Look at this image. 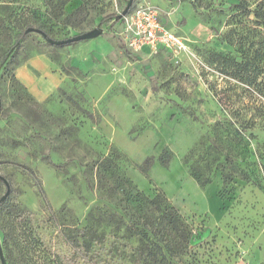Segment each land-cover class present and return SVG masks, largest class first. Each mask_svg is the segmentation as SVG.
Masks as SVG:
<instances>
[{
  "label": "rangeland",
  "instance_id": "374dc122",
  "mask_svg": "<svg viewBox=\"0 0 264 264\" xmlns=\"http://www.w3.org/2000/svg\"><path fill=\"white\" fill-rule=\"evenodd\" d=\"M128 1L0 0V175L10 187L0 222L27 211L43 232L55 221L95 231L102 255L117 249L97 263L136 264L144 246L104 219L130 205L122 177L178 211L190 240L175 264H264V18L253 15L264 16V0H134L130 10L153 7L186 47L152 55L120 38L114 16ZM26 26L54 40L102 34L64 46L37 33L17 42ZM36 58L52 66L29 68L40 99L17 78ZM191 165L211 184L199 187ZM222 169L236 176L227 186ZM4 254L16 258L10 245Z\"/></svg>",
  "mask_w": 264,
  "mask_h": 264
},
{
  "label": "trees",
  "instance_id": "16d2710c",
  "mask_svg": "<svg viewBox=\"0 0 264 264\" xmlns=\"http://www.w3.org/2000/svg\"><path fill=\"white\" fill-rule=\"evenodd\" d=\"M133 4L134 0H132L131 8L134 6ZM253 15L260 20L264 18L260 11H254ZM110 18L113 17L109 16L108 19ZM114 19L116 23H121L118 16H114ZM28 28L32 27L26 26L14 36L17 42L22 40L25 30ZM38 30L44 33L41 29ZM44 34L46 35V33ZM168 161L169 155L164 151L159 162L161 165L167 166ZM226 161H230V158ZM104 164V162L100 163L103 173L109 170L108 166ZM152 164V159H146L142 163L146 169L150 168ZM221 171L223 185L227 186L236 176L230 172L225 173L224 169ZM27 172L34 179L43 196L41 184L36 176L29 169ZM189 173L199 187L203 188L211 184V179L204 177L193 165L189 167ZM240 177L246 182L251 180L246 174ZM116 181L123 187V190L127 188L126 191L131 195L130 205L122 209L120 217L115 218V214H108L104 218L105 221L112 227L114 226L113 230L119 232L123 229L127 236L134 237L141 248L144 246L142 250L137 249L141 250L142 255H139L135 260L136 264H175V255L178 256V252H184L189 246L190 240V235L178 211L159 192L150 199L141 195L130 181L124 180L122 177ZM9 213L8 220L0 222V242L6 263L10 259L11 264H40L56 260H63L62 262L66 264H74L78 261H82L83 264H99L96 262L97 258L112 257L111 254L117 251L116 248L110 247L107 248L106 255H102V248L95 240V231L89 232L87 229H83L75 232L55 221L43 232L38 226H34L33 215L30 212L14 211L12 213L10 211ZM97 222H99V218ZM47 231L48 234H46ZM86 232H88L87 236ZM148 236L150 237L148 238ZM9 245L16 253L15 259L6 257L4 254V249ZM148 245L150 248L147 247Z\"/></svg>",
  "mask_w": 264,
  "mask_h": 264
},
{
  "label": "built area",
  "instance_id": "2783aa9c",
  "mask_svg": "<svg viewBox=\"0 0 264 264\" xmlns=\"http://www.w3.org/2000/svg\"><path fill=\"white\" fill-rule=\"evenodd\" d=\"M120 38L133 54H157L160 51L181 52L183 41L166 29L158 12L149 6H138L121 18Z\"/></svg>",
  "mask_w": 264,
  "mask_h": 264
},
{
  "label": "water",
  "instance_id": "95a60500",
  "mask_svg": "<svg viewBox=\"0 0 264 264\" xmlns=\"http://www.w3.org/2000/svg\"><path fill=\"white\" fill-rule=\"evenodd\" d=\"M131 3H132V0H129L127 2V4H126L127 6L124 8L122 13L118 16L119 19H121L122 16H124L130 10ZM27 33L39 34L41 37H43V39L49 45L51 44V45H56V46H64L66 44L79 43L80 41L93 40L94 38L101 36L102 29L101 28H93V30H91V31L80 33L79 35H77L75 37L64 39V40H53L51 38L49 39L48 37H46V35L44 33H42L40 30H38L36 28L35 29H33V28L26 29L25 34H27ZM10 51H12V50H10ZM9 54H8V56H9ZM0 181L5 185V188H6L5 193L0 197V205H2L8 199V196L10 193V187H9V184H7V182L4 180V178L2 176H0ZM0 264H7L6 259L3 256V250H2L1 242H0Z\"/></svg>",
  "mask_w": 264,
  "mask_h": 264
},
{
  "label": "crops",
  "instance_id": "0c3cea01",
  "mask_svg": "<svg viewBox=\"0 0 264 264\" xmlns=\"http://www.w3.org/2000/svg\"><path fill=\"white\" fill-rule=\"evenodd\" d=\"M145 53L147 54V51H145ZM51 67L52 66L43 58L30 59L28 60L27 65L25 67H21L17 70V78L19 81H21V83L25 85V87L30 91L32 95L40 99L44 96L43 94L45 91H42L35 87V83L33 81V77L30 73L29 68H43L44 71L51 73Z\"/></svg>",
  "mask_w": 264,
  "mask_h": 264
}]
</instances>
